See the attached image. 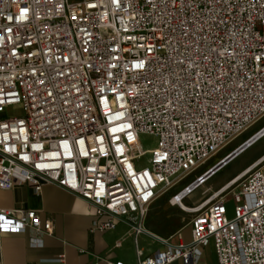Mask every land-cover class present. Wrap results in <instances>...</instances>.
I'll use <instances>...</instances> for the list:
<instances>
[{
    "label": "built area",
    "instance_id": "built-area-1",
    "mask_svg": "<svg viewBox=\"0 0 264 264\" xmlns=\"http://www.w3.org/2000/svg\"><path fill=\"white\" fill-rule=\"evenodd\" d=\"M263 115L264 0H0V189L61 187L93 231L146 232L157 194ZM248 167L188 208V241L133 264H203L209 244L215 264H264V153ZM26 229L51 222L0 208V234Z\"/></svg>",
    "mask_w": 264,
    "mask_h": 264
},
{
    "label": "crops",
    "instance_id": "crops-1",
    "mask_svg": "<svg viewBox=\"0 0 264 264\" xmlns=\"http://www.w3.org/2000/svg\"><path fill=\"white\" fill-rule=\"evenodd\" d=\"M0 208L34 210L42 220L51 222V233L26 229L0 234V264H105V259L133 264L137 250L154 252L161 247L160 238L173 236L176 241L174 235L180 233L188 241L191 236L190 225L173 234L156 232L150 217L143 225L147 232L135 233L127 222H119L111 230L93 231V215L85 201L53 184L43 185L39 192L26 183L0 189ZM201 262L216 263L212 244L201 250ZM169 264L183 263L175 260Z\"/></svg>",
    "mask_w": 264,
    "mask_h": 264
},
{
    "label": "rangeland",
    "instance_id": "rangeland-1",
    "mask_svg": "<svg viewBox=\"0 0 264 264\" xmlns=\"http://www.w3.org/2000/svg\"><path fill=\"white\" fill-rule=\"evenodd\" d=\"M12 111V108L9 109ZM16 115H21L20 109L11 112ZM264 124V115L251 124L247 129L236 135L212 157L207 159L203 164L196 168L192 173L185 177L180 183L170 189L160 191L154 201L149 205L146 215L143 220L150 217L153 229L156 232L163 234H173L180 229L188 228L189 222L192 219L193 213L182 209L179 205L173 204L175 194H178L185 186L191 183L196 177L202 175L219 159L223 158L229 152L238 147L251 134ZM140 142L145 147H150L154 144V138L150 136H141ZM264 153V135L257 139L253 144L241 151L233 159H231L222 168L210 176L203 184L195 188L190 194L186 195L182 202L185 206L190 207L199 201L206 198L211 191L218 188L220 185L231 179L239 171L246 168L251 162ZM228 214H232V202H228ZM172 241H175L173 239Z\"/></svg>",
    "mask_w": 264,
    "mask_h": 264
},
{
    "label": "water",
    "instance_id": "water-1",
    "mask_svg": "<svg viewBox=\"0 0 264 264\" xmlns=\"http://www.w3.org/2000/svg\"><path fill=\"white\" fill-rule=\"evenodd\" d=\"M262 131V130H261ZM260 131V132H261ZM258 132L256 135L252 136L247 141L241 143L238 147H236L234 150L229 152L227 155H225L222 159H220L217 163H215L211 168H209L206 172H204L197 181H195L193 184L194 186L191 187L193 189L197 184H199L202 180L207 179L210 177L213 173H215L217 170H219L221 167H223L227 162H229L231 159H233L236 155H238L241 151H243L245 148H247L251 143H253L255 140H257L262 134ZM264 133V131H263ZM260 134V135H259ZM147 232V231H146Z\"/></svg>",
    "mask_w": 264,
    "mask_h": 264
},
{
    "label": "bare ground",
    "instance_id": "bare-ground-1",
    "mask_svg": "<svg viewBox=\"0 0 264 264\" xmlns=\"http://www.w3.org/2000/svg\"><path fill=\"white\" fill-rule=\"evenodd\" d=\"M247 129V128H246ZM263 131H264V129L260 132V134H262L260 137H262L263 135H264V133H263ZM259 134V135H260ZM259 137V138H260ZM258 138V139H259ZM256 141V140H255ZM254 141V142H255ZM253 142V143H254ZM253 143H251V144H253ZM250 144V145H251ZM249 145V146H250ZM246 149V148H245ZM228 163V162H227ZM226 163V164H227ZM222 168V167H221ZM250 169V167H246L245 168V171H248ZM218 171V170H217ZM245 171H244V173H245ZM214 174V173H213ZM212 174V175H213ZM211 175V176H212ZM209 178V177H208ZM207 178V179H208ZM207 179H204V180H202L199 184H197L193 189H191V187H193L194 186V184H191L190 186H189V188H188V190H185L184 188L176 195V198H173V204H179V206L182 208V209H184V210H187V211H189V207H186L184 204H183V202H182V200H183V198L186 196V195H188V194H190L195 188H197L198 186H200L201 184H203ZM188 192V193H187Z\"/></svg>",
    "mask_w": 264,
    "mask_h": 264
}]
</instances>
